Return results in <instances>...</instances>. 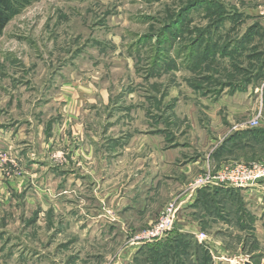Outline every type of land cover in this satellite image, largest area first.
<instances>
[{
  "label": "rangeland",
  "instance_id": "rangeland-1",
  "mask_svg": "<svg viewBox=\"0 0 264 264\" xmlns=\"http://www.w3.org/2000/svg\"><path fill=\"white\" fill-rule=\"evenodd\" d=\"M7 1L0 125H63L53 100L61 91L106 90L125 104L133 99L134 107L123 108L146 109L153 125H179L170 128L194 150L192 158L198 165L206 158L191 181L233 161L264 163V134L240 131L264 130L250 126L264 115V79L253 76L264 75V0ZM106 114L102 109L100 120ZM12 153L0 150V264H109L123 240L101 242L93 231L83 237L75 222L55 225L49 211L45 224L35 222L37 211L2 184L18 168ZM216 209L198 204L203 230ZM190 250L204 259L200 248Z\"/></svg>",
  "mask_w": 264,
  "mask_h": 264
},
{
  "label": "crops",
  "instance_id": "crops-1",
  "mask_svg": "<svg viewBox=\"0 0 264 264\" xmlns=\"http://www.w3.org/2000/svg\"><path fill=\"white\" fill-rule=\"evenodd\" d=\"M121 97L112 99L106 90H63L53 98L65 117L63 125H0V150L10 149L18 167L2 184L37 211V224L46 223L49 211L55 225L75 222L83 237L93 231L101 242L123 240L109 264L132 261L140 245L127 237L152 223L173 197L172 229L197 243L203 231L209 264H264V185L237 190L242 202L228 195L231 200L225 196L215 203L218 213L205 215L210 226L203 230L195 203L201 189L213 191L195 189L189 179L206 158L199 165V158H192L194 150L170 128L179 125H153L146 109L128 112L123 107L136 104L130 98L132 103L125 104ZM102 109L108 114L100 120ZM202 135L209 144V133ZM223 193L211 195L216 199Z\"/></svg>",
  "mask_w": 264,
  "mask_h": 264
},
{
  "label": "built area",
  "instance_id": "built-area-1",
  "mask_svg": "<svg viewBox=\"0 0 264 264\" xmlns=\"http://www.w3.org/2000/svg\"><path fill=\"white\" fill-rule=\"evenodd\" d=\"M264 126V115H257L250 121V126ZM264 181V163L233 161L224 164L214 171L206 170L195 176L190 182V186L195 189L205 187H231L238 190L246 189ZM177 214V203L174 200L168 201L158 217L138 231L131 233L129 241L132 245H142L144 243L158 240L172 229ZM205 235L200 232L198 239L204 243Z\"/></svg>",
  "mask_w": 264,
  "mask_h": 264
},
{
  "label": "trees",
  "instance_id": "trees-1",
  "mask_svg": "<svg viewBox=\"0 0 264 264\" xmlns=\"http://www.w3.org/2000/svg\"><path fill=\"white\" fill-rule=\"evenodd\" d=\"M9 10L10 8L8 5V1L0 0V29L5 26L9 19ZM257 55H261V51L257 52ZM253 76L257 79H264V75ZM242 133V137H245L246 135L250 134L252 138H256V136L263 135L264 130L257 128L242 131ZM209 189H211L213 192L207 191V189L200 190L198 194V199L195 203L196 207L198 206V204H200L203 207H208L210 205V208L216 209V207H214V204L220 203L225 196L228 197V195L231 196L234 194H238L236 192L238 189L231 187L224 188L215 186ZM218 190H222L224 191V193L222 194V196L220 195L221 197L218 196V198L215 199V195L211 194H214ZM192 247H194L195 249L196 247L200 248L201 252L205 255L203 259L205 261L200 259V256L199 254H197L196 251L193 252L192 250H190ZM186 257L189 258L188 261H186ZM137 258H141V260H138ZM207 262L208 264L210 263V257L207 251L205 250L203 243H197L189 235L172 229V231H170V233H168L164 237L140 245L132 261L127 264H207Z\"/></svg>",
  "mask_w": 264,
  "mask_h": 264
},
{
  "label": "water",
  "instance_id": "water-1",
  "mask_svg": "<svg viewBox=\"0 0 264 264\" xmlns=\"http://www.w3.org/2000/svg\"><path fill=\"white\" fill-rule=\"evenodd\" d=\"M246 264H250V263H246Z\"/></svg>",
  "mask_w": 264,
  "mask_h": 264
}]
</instances>
